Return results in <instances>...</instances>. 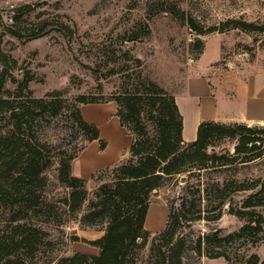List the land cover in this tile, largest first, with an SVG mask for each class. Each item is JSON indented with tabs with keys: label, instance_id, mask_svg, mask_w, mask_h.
Segmentation results:
<instances>
[{
	"label": "rangeland",
	"instance_id": "obj_1",
	"mask_svg": "<svg viewBox=\"0 0 264 264\" xmlns=\"http://www.w3.org/2000/svg\"><path fill=\"white\" fill-rule=\"evenodd\" d=\"M16 9L22 19L17 25L19 38L7 28ZM190 20L204 30L217 29L198 34L192 30ZM228 21L237 22L222 26ZM259 74L264 75V0H0V166L10 156L21 162L31 155L51 161L45 173L51 212L41 213L38 221L43 222L52 244L36 254L28 248L20 250L29 252L30 257L17 264H55L75 252H99L84 240L98 239L103 231L81 228L77 222L85 206L74 215L60 201L67 193L57 182L62 153L67 156L87 143L75 123V107L81 110L84 105L107 104L106 99L131 90L137 75L174 96L186 92L189 77H204L213 90L223 88L227 93L228 85L238 86ZM80 96L96 103H80ZM235 99H229L230 104L242 108L243 101ZM38 101H43L44 106L40 108ZM13 110L21 115L22 126L5 141L14 122ZM189 117L185 116L187 136ZM261 136L264 139V134ZM109 138H104L109 143L108 152L116 154L115 143ZM235 143L229 138L213 139L208 152L232 155ZM196 174L186 182L178 180L162 188L150 200L166 203L165 198L174 199L172 206L178 213L180 200L176 197L188 188H207L212 205H202V219H180L173 238L153 233L127 264H163L169 246L179 240L180 262L174 258L173 264H264V223L262 230L235 243L217 246L213 240L201 254L195 248L199 237L215 231L227 235L247 224L248 218H240L232 211H255L254 219L261 220L260 215L264 218V154L237 167L210 174L201 172L200 177ZM109 178L103 175L100 180L87 179L84 204ZM233 180L242 183L240 190H235ZM216 182L221 184L218 195L224 205L213 203L217 194L212 185ZM20 194L0 186V242L14 225L4 205ZM247 201L249 206L245 205ZM165 203L160 205L162 220ZM195 211L192 208L186 215H198ZM75 236L76 241L72 239ZM6 250L13 252V248ZM217 251H225L230 258L208 256Z\"/></svg>",
	"mask_w": 264,
	"mask_h": 264
},
{
	"label": "trees",
	"instance_id": "obj_2",
	"mask_svg": "<svg viewBox=\"0 0 264 264\" xmlns=\"http://www.w3.org/2000/svg\"><path fill=\"white\" fill-rule=\"evenodd\" d=\"M10 21L7 28L12 36L19 38L17 25L22 23V19L18 9L10 17ZM236 22L228 21L222 26L228 23L236 24ZM241 24L243 27L251 26L247 23ZM190 26L198 34L217 29V27H211L204 30L192 20H190ZM131 84V90L104 101L115 102V116L120 126L131 137L127 155L114 165L100 169L91 175L90 179L100 180L103 175H108L110 178L101 182L93 193L94 197L87 204L84 203L88 197L86 189L88 180L72 175V162L91 141L99 142L100 151L106 148L107 141L100 137L99 128L94 123L86 121L79 107H75V123L83 132L87 143L67 156L62 153L57 182L67 190V193L60 201L67 211L74 215L82 212L85 206V211L77 218L79 226L99 228L103 231V235L93 241L84 240L98 248L97 254L75 252L58 259L55 264H127L134 256V252L141 249L153 234L145 229L144 223L151 203L150 199L154 194L178 180L188 181L194 173L200 177L201 172L210 174L237 167L264 154V139L261 136L264 134V128L246 124L223 125L214 121H202L198 126L196 139L185 141L183 117L175 97L138 75ZM77 101L84 104L96 103V101H85L83 96L78 97ZM37 103L40 108L44 106L43 101ZM20 117L18 112L12 111L11 118L14 122L11 133L7 134L5 141L20 131L22 126ZM218 138L236 140L232 155L229 152L221 154L215 151L208 152L212 140ZM50 166L51 161L41 160L35 155H31L22 162L10 156L1 164L0 186H4L7 192L15 190L21 194L9 205H4L5 212L10 216L8 220L14 225L6 231L0 242V264H17L18 260L25 262L29 250L36 254L42 248L52 244L50 234L42 227L43 222L38 221L40 218L38 216L43 212L46 213L48 205H51L45 187L47 186L45 173ZM186 173L188 175L184 176ZM183 177H185L184 181H182ZM232 184L235 190H240L243 186L242 183L234 180ZM212 187L217 194L213 203L224 205L222 197L218 195L222 192L220 182H216ZM208 195L207 188L186 189L182 196L176 197L180 200L178 213L172 206L171 201L174 199L170 201L165 198L168 206L167 222L164 229L154 234L168 235L173 238L175 225L180 222V219L183 218L185 222L202 219V205H212ZM249 204V201L245 203L248 206ZM192 208L196 209L195 212L198 215H186ZM48 212L50 213L51 210L49 209ZM232 212L240 218H248L247 224L227 235L215 231L212 235L199 237L195 247L199 254L205 247L212 244L213 240L218 242L217 246H222L225 242L235 243L252 232L263 229L264 218L260 215L263 221L254 219L255 211ZM218 218L219 215L215 217V219ZM72 239L76 241L78 237L75 236ZM10 248H13V252L6 250ZM27 248L29 252H20ZM181 249V240L169 246L168 253L163 258V264H173L174 258H178L180 262ZM208 256L230 258L225 251H217L214 255Z\"/></svg>",
	"mask_w": 264,
	"mask_h": 264
},
{
	"label": "crops",
	"instance_id": "obj_3",
	"mask_svg": "<svg viewBox=\"0 0 264 264\" xmlns=\"http://www.w3.org/2000/svg\"><path fill=\"white\" fill-rule=\"evenodd\" d=\"M232 83V81H230ZM228 82V84H230ZM228 92L223 88L217 91L212 89L209 81L200 76L189 77L185 87V93L174 95L180 113L183 117V138L185 141H193L197 137V129L202 121H214L218 123L250 124L253 122L264 125V75H253L238 84L228 85ZM227 88V87H226ZM243 101V107L230 104L229 99ZM226 100V104L223 101ZM232 105V109L230 106ZM237 107V108H236ZM92 110V111H90ZM115 102H108L104 105H84L81 108L84 119L94 123L100 130V137L111 138L116 146V154H109V143L103 151L99 150V142L91 141L80 152L72 162V175L89 179L92 174L100 169L114 165L125 157L131 137L126 130L120 126L115 116ZM190 115V133L187 136V125L185 116ZM257 125V126H258ZM125 134L128 136L126 137ZM109 138V139H110ZM125 148V150H124ZM165 202H151L147 211L144 227L146 230L155 233L164 229L167 216V204L164 208L162 220L161 204Z\"/></svg>",
	"mask_w": 264,
	"mask_h": 264
},
{
	"label": "water",
	"instance_id": "obj_4",
	"mask_svg": "<svg viewBox=\"0 0 264 264\" xmlns=\"http://www.w3.org/2000/svg\"><path fill=\"white\" fill-rule=\"evenodd\" d=\"M257 125H258V123L253 122L251 126H257ZM184 180H185V177L182 178V181H184Z\"/></svg>",
	"mask_w": 264,
	"mask_h": 264
}]
</instances>
